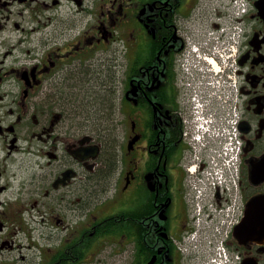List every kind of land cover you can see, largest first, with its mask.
Here are the masks:
<instances>
[{
	"label": "flooded vegetation",
	"instance_id": "flooded-vegetation-1",
	"mask_svg": "<svg viewBox=\"0 0 264 264\" xmlns=\"http://www.w3.org/2000/svg\"><path fill=\"white\" fill-rule=\"evenodd\" d=\"M232 46L236 88L199 96L239 127L225 244L264 264V0H0V264H190L184 67Z\"/></svg>",
	"mask_w": 264,
	"mask_h": 264
},
{
	"label": "built area",
	"instance_id": "built-area-1",
	"mask_svg": "<svg viewBox=\"0 0 264 264\" xmlns=\"http://www.w3.org/2000/svg\"><path fill=\"white\" fill-rule=\"evenodd\" d=\"M229 51V54H221L217 62L212 56H204L207 67L197 64L194 59H190L184 67L187 75H190L194 89L190 118H184L183 123V138L190 149L184 168L187 171L186 198L191 206L193 228L186 233L178 246L185 256L190 255L194 260L201 258L199 264H239L237 256L225 244L229 231L240 214L236 190L240 153L239 129L235 117L229 115L223 117L220 131H215L212 117L205 112L204 99L199 96L201 89L214 85L212 79L206 78L207 71L218 75L216 83L221 87L226 86L227 94L236 88L230 62L234 53L233 46ZM195 71L201 74L199 80L195 77ZM215 138H223L220 158L205 161L202 157L205 141ZM217 190L223 197L230 195V207L216 204Z\"/></svg>",
	"mask_w": 264,
	"mask_h": 264
},
{
	"label": "rangeland",
	"instance_id": "rangeland-1",
	"mask_svg": "<svg viewBox=\"0 0 264 264\" xmlns=\"http://www.w3.org/2000/svg\"><path fill=\"white\" fill-rule=\"evenodd\" d=\"M28 242H30V241H28ZM28 242L22 240L20 243H22L24 246H26ZM31 242H32V244H34L35 241H31ZM23 249H24V248H23ZM26 253H27V252H26ZM29 253H30V252H29ZM107 260L110 261L111 259H107ZM108 261H107V262H108Z\"/></svg>",
	"mask_w": 264,
	"mask_h": 264
}]
</instances>
